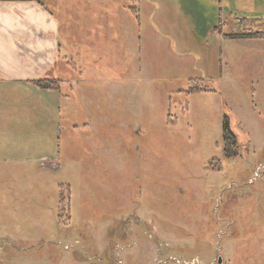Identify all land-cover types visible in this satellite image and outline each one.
I'll return each mask as SVG.
<instances>
[{
  "label": "rangeland",
  "instance_id": "374dc122",
  "mask_svg": "<svg viewBox=\"0 0 264 264\" xmlns=\"http://www.w3.org/2000/svg\"><path fill=\"white\" fill-rule=\"evenodd\" d=\"M84 5L57 86L0 95V264H264V37H228L264 15Z\"/></svg>",
  "mask_w": 264,
  "mask_h": 264
},
{
  "label": "crops",
  "instance_id": "0c3cea01",
  "mask_svg": "<svg viewBox=\"0 0 264 264\" xmlns=\"http://www.w3.org/2000/svg\"><path fill=\"white\" fill-rule=\"evenodd\" d=\"M232 2L238 8L235 21L238 17L259 19L264 15V0H219L225 6ZM84 7V0H0V95L19 85L36 87L38 80L54 79L57 84L62 80L61 75L74 67L62 55L68 52L67 43H75L70 23L75 24V32L78 30L76 42H84L87 29L79 19L83 18ZM91 14L92 19L94 10ZM92 30V34H103L100 26Z\"/></svg>",
  "mask_w": 264,
  "mask_h": 264
},
{
  "label": "trees",
  "instance_id": "16d2710c",
  "mask_svg": "<svg viewBox=\"0 0 264 264\" xmlns=\"http://www.w3.org/2000/svg\"><path fill=\"white\" fill-rule=\"evenodd\" d=\"M244 20H246V18H242V21H244ZM216 28H218V27L216 26ZM228 37L229 38H262L264 36L258 35V34L246 35V34H242V33H235V34H232L230 36L228 35ZM53 80L54 79L38 80L35 82V84L38 86H41V87H45V88L51 87L53 85L57 86V81L56 80L53 81ZM226 130H228L230 132V130L228 129V122H227V120H224V122H223V152L228 157L237 156V151H236L235 146H234V141H233L232 137L226 133Z\"/></svg>",
  "mask_w": 264,
  "mask_h": 264
},
{
  "label": "built area",
  "instance_id": "2783aa9c",
  "mask_svg": "<svg viewBox=\"0 0 264 264\" xmlns=\"http://www.w3.org/2000/svg\"><path fill=\"white\" fill-rule=\"evenodd\" d=\"M261 169H264V164H261V165H258L255 169H254V171H253V176H252V179H250V181H253V180H255L258 176H259V171L261 170ZM173 260V262L176 264H179V263H181V262H183L184 263V259H182V258H180V257H177V258H173L172 259ZM161 261H163V262H166V260H163V259H161ZM159 262V261H158Z\"/></svg>",
  "mask_w": 264,
  "mask_h": 264
},
{
  "label": "water",
  "instance_id": "95a60500",
  "mask_svg": "<svg viewBox=\"0 0 264 264\" xmlns=\"http://www.w3.org/2000/svg\"><path fill=\"white\" fill-rule=\"evenodd\" d=\"M219 261H220V258H219ZM219 263V262H218Z\"/></svg>",
  "mask_w": 264,
  "mask_h": 264
}]
</instances>
